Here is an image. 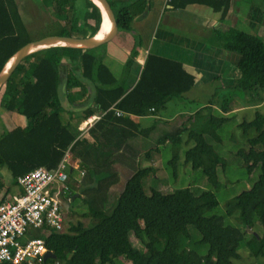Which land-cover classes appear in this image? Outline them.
Segmentation results:
<instances>
[{
    "label": "trees",
    "instance_id": "1",
    "mask_svg": "<svg viewBox=\"0 0 264 264\" xmlns=\"http://www.w3.org/2000/svg\"><path fill=\"white\" fill-rule=\"evenodd\" d=\"M170 1L174 7L206 4L220 18L230 4V0ZM110 3L119 29L128 30L133 18L145 9L147 0H110ZM47 7L64 21L55 34L87 37L94 35L101 25V11L93 0H50ZM220 35L223 48L240 56L236 65L240 79L234 88L246 92L251 103L263 102L264 38L238 28ZM32 40L16 0H0V70L21 46ZM88 50L61 45L40 49L26 56L0 86L4 109L27 120L23 127L0 132V166L10 172L12 184L16 185L18 176L34 168H55L66 152L83 171L77 188L71 187L70 196L80 198L86 206L83 215L90 222L78 220L65 231L39 229V236L30 234L44 239L47 250L54 254L51 260L58 264H115L117 259L123 262L110 254L119 255L116 248L120 241L130 249L131 237L138 239L144 248L130 249L136 256L131 264H232L239 258L238 247L242 242L249 255L264 257V112L256 111L251 120L241 123L244 134L254 130V135L248 138V150L240 155L248 170L259 165L258 179L226 204V215L238 211L237 218L244 228L251 229L256 221L261 224V234H253L227 224L221 215L202 214L204 208L217 204L211 190H203L196 196L189 188L173 192L150 188L149 193L143 188L142 180L154 175L156 169L150 165L141 167L139 157L150 158L153 152L158 153L159 145L166 140L174 147L179 145L184 131L194 141L185 152V161L194 169L203 167L210 185H218L216 168L221 165L225 169V163L207 142V135L219 141L217 130L228 117L209 115L196 129L171 127L148 150L136 149L129 143L138 135L147 136L153 127L142 128L131 116L157 113L172 97L182 95L194 85L193 75L175 60L147 53L137 81L126 90L103 64V55H92ZM138 54V47L130 52L126 71ZM15 73L17 81L13 79ZM63 78L68 89L82 88V81L84 88L92 89L91 100L100 118L81 135L63 121L59 91ZM211 104L210 100L206 108H211ZM228 105V102L221 104L224 113L230 111ZM92 113V108L87 109L75 128ZM258 145L261 149H256ZM177 158L174 153L170 161L174 173ZM120 163L130 164L133 169L108 212L105 209L108 192L120 180L115 168ZM190 224L199 231V243L207 244V251L187 246Z\"/></svg>",
    "mask_w": 264,
    "mask_h": 264
},
{
    "label": "rangeland",
    "instance_id": "2",
    "mask_svg": "<svg viewBox=\"0 0 264 264\" xmlns=\"http://www.w3.org/2000/svg\"><path fill=\"white\" fill-rule=\"evenodd\" d=\"M17 1L19 2L20 0ZM23 1L30 10L22 5H19V8L21 9L22 15L26 20L27 28L34 40L47 35H54L60 31L61 25L64 23V21L62 20L61 22L49 7H46L47 9L43 8L42 5H44V1ZM35 2H38V4L34 5ZM45 5L47 6V3H45ZM40 7L44 9L41 14H39L37 11V9H40ZM255 32L258 35H261L260 31ZM262 37L264 38V34ZM17 77L18 75L15 73L13 79L17 81ZM217 89L218 90L216 93L211 96V102L216 107L205 108L191 119L186 120L188 117L187 115L177 117L175 113L184 111L185 108L190 107L189 104H186L185 107H182V104L180 103L173 102L170 104L168 102L165 108L160 109L156 115L149 114L140 120V124L143 128L153 126L150 133L146 137H143L144 142L142 141L140 143V148L142 150H148L155 147L158 137L164 132L168 131L171 127L175 128L177 126H184L187 130L196 129L198 128V125L200 126V124L207 117H209V115H214L216 117H228L229 119L224 122L217 130L220 139L219 141H215L207 135V142L223 159V163H225V169H223L221 165H218L216 168V174L218 178L217 187H212L210 185L206 175L203 172V167L194 169L190 163L185 161V152L194 145V141L189 140L188 131H184L180 135L181 142L179 145L174 147L170 140H166L159 145L160 151L158 153L153 152L150 158L144 155L140 156L139 165L141 167L150 165L156 169V173L154 175H149L142 180L143 188L146 193H149L150 188H156L163 192H173L177 189L189 188L196 196H198L203 190H211L217 200V204L213 207L204 208L202 211L204 216H210L214 214L221 215L224 217V220L227 224L235 225L241 230L245 229L248 233L261 234L262 226L258 221L255 222L251 228V232H249L248 228H244L243 223L237 218L238 211H235L230 216L226 215V204L240 192L250 189L260 174L259 165L252 168V170H248L240 155L241 152L248 150V138L254 135L253 129L249 130L247 134H244L243 129L241 128V123L244 120H251L254 117L256 111L264 112V101L261 103L249 102L248 94L239 88H233L229 86L228 88H221L218 86ZM223 101H225L224 103L228 102L229 104L228 106L230 111L228 113H224L221 110V104H224ZM63 103L64 106H67L65 100H63ZM199 104H202V101H200V103L199 101L194 102L192 107H195ZM68 107L71 108L72 105L68 104ZM12 117L14 123L17 125L24 126L27 124L26 118L17 112H14ZM64 117H66L65 114ZM175 117L177 118L173 120ZM3 119L4 118L1 117L0 132L9 130L14 124L11 122H4ZM256 149H261V146L258 145ZM174 153L178 155L176 161V173H174L173 166L170 163ZM76 164L77 163L75 162L74 166H76ZM115 168L121 177L119 182L113 185L108 192V200L105 205V209H108V212L115 203V200L123 187L125 178L132 172L133 166L126 163H120L117 164ZM80 170V168L78 170L76 168L72 169L71 171L68 170V173L72 178V181L70 182V188L72 187L74 189V187L77 188L79 185L81 178ZM0 174L2 175L1 178L3 182L6 186H9L11 192L17 193L20 190L17 184H12L10 172L5 167L0 166ZM76 184L78 185L75 186ZM61 199L67 227L78 220L82 221L84 224H88L90 222V218L83 215V213L86 211V206L81 202L79 197L76 196L71 198L69 201L66 200V196H62ZM187 229L190 234L189 239L186 241L187 246L197 247L203 252L207 251V244L199 243L201 238L199 231L191 224L187 226ZM29 231L31 234H35L36 236L41 234V231L38 229H29ZM246 237L250 238V235L247 234ZM130 243V249L143 251L144 248L142 243L135 237H131ZM244 245L245 242H242V244H240L238 247L239 258L234 259L232 264L264 263V257H253L249 255L248 250ZM130 249L123 241H120L116 248L119 255L110 254V257L113 259H122L123 262L118 259L114 260L115 264H131L135 260L136 256L132 251H130Z\"/></svg>",
    "mask_w": 264,
    "mask_h": 264
},
{
    "label": "crops",
    "instance_id": "3",
    "mask_svg": "<svg viewBox=\"0 0 264 264\" xmlns=\"http://www.w3.org/2000/svg\"><path fill=\"white\" fill-rule=\"evenodd\" d=\"M42 1H44V5L41 3L42 7L47 9L45 3H49L50 0ZM16 2L20 3L18 7L22 5L28 8L23 0L19 2L16 0ZM171 3L170 0H147L145 9L133 18L130 29H119L113 39L87 52L92 55L101 53L103 64L116 80L124 84L126 90H129L137 81L147 53L181 63L183 69L193 75L194 85L182 95L172 97L168 102L180 103L182 107L189 104L190 107L185 108L184 111L175 112L177 117L189 116L186 118L188 120L209 106L211 96L216 93L218 86L234 88L238 83L240 74L236 65L240 56L223 48L220 34L226 33L230 28H238L252 34L260 31L262 36L264 34V0H230L229 8L223 18H220V14L206 4L189 3L182 7H174ZM37 4L38 2L34 3V5ZM42 7L37 9L39 14L44 10ZM137 47L139 54L126 71L125 63L130 52ZM65 81L63 78L59 86L60 101L64 108L62 116L64 123L74 132L81 121L87 118L85 116L75 128V123L79 117L84 116L87 109L94 110V113L89 116L98 115V112L95 111L91 100L92 89L84 88V81L81 82L82 88L71 89H68ZM2 96L3 92L0 91V120L2 117L4 122L14 123L12 117L14 112L4 109L1 104ZM63 100L66 101L67 106H64ZM196 101L199 103L202 101V104L192 107ZM68 104L72 107L69 108ZM211 106V108L216 107L214 104ZM149 114L131 116V118L141 126L140 120ZM16 126L20 125L14 123L9 130ZM76 134L78 135V131ZM143 137L146 136L133 137L129 143L136 149L140 148V143L144 142ZM1 176L0 174L2 184L0 201L15 193L8 189L9 186L5 185Z\"/></svg>",
    "mask_w": 264,
    "mask_h": 264
},
{
    "label": "built area",
    "instance_id": "4",
    "mask_svg": "<svg viewBox=\"0 0 264 264\" xmlns=\"http://www.w3.org/2000/svg\"><path fill=\"white\" fill-rule=\"evenodd\" d=\"M99 118V115H93L81 121L78 127L80 135ZM74 168L79 169L78 161L72 160L66 152L55 168L40 166L17 177L20 190L0 201V262L58 264L51 257H45L49 250L44 239L31 236L29 229L61 232L68 228L61 197L66 196V200H71L72 178L68 170Z\"/></svg>",
    "mask_w": 264,
    "mask_h": 264
},
{
    "label": "water",
    "instance_id": "5",
    "mask_svg": "<svg viewBox=\"0 0 264 264\" xmlns=\"http://www.w3.org/2000/svg\"><path fill=\"white\" fill-rule=\"evenodd\" d=\"M98 7L100 8L101 15H102V21L101 25L103 23L104 17L108 19L110 22V28L106 34L103 36H98L99 30L92 36H79V35H47L44 37H41L36 40H32L21 46L4 64L2 69L0 70V86H2L9 77L13 74L16 67L19 65V63L28 55L49 47V46H72V47H78L83 49H92L99 47L111 39H113L118 30L119 25L115 18V13L112 8V5L110 3V0H93ZM248 231L251 232V229L248 228ZM256 234V233H253ZM45 257H51L54 258V254L51 251H47L45 254Z\"/></svg>",
    "mask_w": 264,
    "mask_h": 264
},
{
    "label": "bare ground",
    "instance_id": "6",
    "mask_svg": "<svg viewBox=\"0 0 264 264\" xmlns=\"http://www.w3.org/2000/svg\"><path fill=\"white\" fill-rule=\"evenodd\" d=\"M109 28H110V22L108 21V19L106 17H104L103 29H102V25H101L98 36H103L104 34H106L108 32Z\"/></svg>",
    "mask_w": 264,
    "mask_h": 264
}]
</instances>
